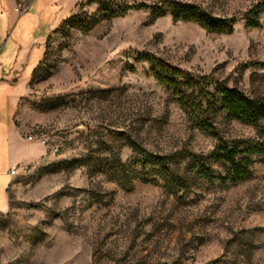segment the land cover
<instances>
[{
    "label": "rangeland",
    "instance_id": "1",
    "mask_svg": "<svg viewBox=\"0 0 264 264\" xmlns=\"http://www.w3.org/2000/svg\"><path fill=\"white\" fill-rule=\"evenodd\" d=\"M192 85L264 101V0H0V173L41 150L0 264H264V155L236 183L218 158L264 134L198 118Z\"/></svg>",
    "mask_w": 264,
    "mask_h": 264
},
{
    "label": "trees",
    "instance_id": "2",
    "mask_svg": "<svg viewBox=\"0 0 264 264\" xmlns=\"http://www.w3.org/2000/svg\"><path fill=\"white\" fill-rule=\"evenodd\" d=\"M207 28L216 29L213 26ZM156 79L163 84L174 85L159 76H156ZM189 89L191 93L183 99L184 106L198 114V118L204 119L206 112H215V107L218 106L217 108L225 111L228 116L237 118L246 125L259 130V136L264 134V129H259V124L264 121V101L251 98L234 87L220 86L218 89L210 91L208 87L192 85ZM202 126L211 129L210 125L205 122ZM260 155H264V140L261 139L246 142L235 141L233 145L222 149V154L218 158L226 168L223 183H236L248 178L251 174L252 158ZM145 159L151 165L160 167L164 172L165 164L160 158L145 154Z\"/></svg>",
    "mask_w": 264,
    "mask_h": 264
},
{
    "label": "crops",
    "instance_id": "3",
    "mask_svg": "<svg viewBox=\"0 0 264 264\" xmlns=\"http://www.w3.org/2000/svg\"><path fill=\"white\" fill-rule=\"evenodd\" d=\"M16 132L18 133V135H20L19 131L16 130ZM40 154V149H36L34 151L33 146H26L24 148V154L20 156L21 158L19 159L18 166L15 167L14 165H10L9 168L6 170L7 173H0L1 181L3 180V184L0 185V213L3 212L7 206V188L12 177V175L9 174V170L11 168H20L22 165L33 163L39 158ZM3 190L4 196L2 195Z\"/></svg>",
    "mask_w": 264,
    "mask_h": 264
},
{
    "label": "built area",
    "instance_id": "4",
    "mask_svg": "<svg viewBox=\"0 0 264 264\" xmlns=\"http://www.w3.org/2000/svg\"><path fill=\"white\" fill-rule=\"evenodd\" d=\"M26 140L27 141H30V142H36L38 143L39 145H42V146H47L48 143L46 141V139L42 136H37L36 134H30V135H27L26 136ZM51 150L52 151H57V147L56 146H53L51 147ZM22 170V168H11L9 170V174L10 175H14L15 173H17L18 171Z\"/></svg>",
    "mask_w": 264,
    "mask_h": 264
}]
</instances>
